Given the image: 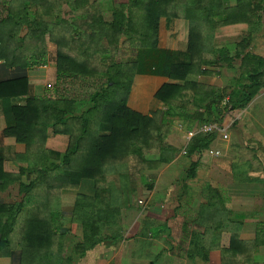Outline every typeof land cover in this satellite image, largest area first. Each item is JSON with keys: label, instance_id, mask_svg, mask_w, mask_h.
<instances>
[{"label": "trees", "instance_id": "obj_1", "mask_svg": "<svg viewBox=\"0 0 264 264\" xmlns=\"http://www.w3.org/2000/svg\"><path fill=\"white\" fill-rule=\"evenodd\" d=\"M86 5L88 0H0V60L6 69L18 72L0 82V101H22L11 105L12 125L3 136L25 147L15 157L20 170L16 175L4 171L0 154V193L18 184L20 197L14 204L0 202V258L19 248V264H69L101 243L102 223L116 212L108 208V196L125 185L132 169H157L176 156L178 150L165 143L175 120L186 130L193 123H221L224 113L243 110L264 88V57L245 52L260 25L257 13L264 11V0H235L231 6L223 0H124L110 8L108 19ZM63 6L74 16L75 29H64ZM162 20L168 27L175 20L188 23L184 51L160 48ZM237 24L247 25L249 32L228 58L213 41L218 28ZM103 42L107 47L99 48ZM50 43L56 47V87L77 81L100 84L85 100L30 95L26 71L47 64ZM121 47L135 52V59L114 60ZM105 52L106 58L100 59ZM234 59L241 61L239 76L218 88L214 76L220 64L230 65ZM142 75L168 80L154 95L160 109L150 115L127 103L135 76ZM49 130L68 137L63 153L45 147ZM214 140V135L192 138L187 154L208 149ZM25 171L29 181L23 184ZM82 180L92 182L93 194L77 195L70 220L79 225L81 240L66 256L64 234L52 226L60 213L57 193L76 190ZM128 196L121 194L126 205L131 204ZM201 196L205 201L193 222L203 229L195 243L204 251L224 243L225 261L237 251L264 246L262 228L253 241L239 239V216L231 220L219 192L209 187Z\"/></svg>", "mask_w": 264, "mask_h": 264}, {"label": "crops", "instance_id": "obj_2", "mask_svg": "<svg viewBox=\"0 0 264 264\" xmlns=\"http://www.w3.org/2000/svg\"><path fill=\"white\" fill-rule=\"evenodd\" d=\"M257 15L260 18V25H264V11H259ZM172 24L177 26L176 37L183 38L180 41L181 44L184 43L183 45L177 43L174 46L176 50L181 51L187 41L188 23L184 20H175ZM226 27L230 30L236 28L238 32L248 31L245 24ZM172 42L169 40L165 48L175 50L172 48ZM55 67L54 58L48 55L47 64L26 71L31 96H38L35 90L40 86L45 87L44 83L50 81L53 85L55 84ZM40 70H50L49 74L43 73L45 78L43 83H39L40 80L36 76ZM17 73L6 69L3 61L0 60V82L13 78ZM148 77L160 86L168 82L165 78ZM152 82L144 84L147 90L150 88L148 85L152 86ZM16 101L11 100L2 105L3 107L1 104L4 102L0 101V154L5 158L4 171L14 175L20 171L15 157L22 154L25 147L18 144L12 137H4L3 132L12 125L11 105L22 102L17 99ZM132 109L135 110V108ZM242 113L243 119L235 125V130H232L234 135L232 139L230 131L229 139L232 144L228 139L222 145V141H218L215 136L214 142L209 147L221 149V156L210 157L204 152H194L191 155L188 154V157H181L180 153H177L168 164L147 172L144 170L146 173L143 171L141 175L143 188L142 197H140L144 199V205L136 207L125 204L126 209H122V213L114 207L116 214L121 213L118 222L113 220L117 225L114 226L112 219L107 224L103 222L100 236L104 240L89 248L82 256L76 257V255L75 260L69 264H264V246L254 249L248 247L246 251H237L235 254H230V257L224 261L222 259L224 243H219L222 247L219 245L210 251H204L200 243H195L198 233L203 229L193 221L197 220L200 204L205 201L201 196L202 192L209 187L219 192L225 200L231 210V220L235 221L234 216H239L237 221L241 223L240 240L253 241L259 228L264 229V88L243 109ZM177 123L181 124L177 125L179 129L174 126L165 143L177 150L182 145L183 150L190 144L186 136L188 130L185 129L183 122L177 121ZM180 126L183 128L180 129ZM196 126L197 124L193 123L191 129ZM67 144L68 137L54 135L49 130L45 142L47 149L63 153ZM52 163L56 162L52 161ZM192 164L194 171L189 177ZM182 172L185 176L177 178ZM176 179L179 184L177 182L175 184ZM20 181L23 184L29 181L27 171L21 176ZM147 181L155 185L150 184L151 188L147 189L144 187ZM8 190L0 193V202L7 204L18 202L20 200L17 192L18 184L11 185ZM135 192L133 189L130 193ZM57 194L56 203L60 213L54 216L52 226L58 233L64 234L65 246L68 248L66 256H69L70 250L81 240L79 225L70 220L75 200L78 194H93V185L91 181L82 180L76 190H60ZM121 194V191L115 192L114 195L108 196L107 201H115L117 198L115 196L121 197ZM158 201H163L164 204L163 202L159 204ZM179 204L182 206L180 209ZM158 205H162L161 210L156 208ZM109 208L112 207L109 206ZM116 227H118L117 231ZM113 237L116 238L113 239ZM19 262V248L13 251L11 256L0 258V264H19Z\"/></svg>", "mask_w": 264, "mask_h": 264}, {"label": "rangeland", "instance_id": "obj_3", "mask_svg": "<svg viewBox=\"0 0 264 264\" xmlns=\"http://www.w3.org/2000/svg\"><path fill=\"white\" fill-rule=\"evenodd\" d=\"M122 1H124V0H88V5H86V8L89 5H93V8L99 10V12L101 13V15L104 19H108V18H110V14H111L110 8L117 6ZM223 3L225 6H231L235 3V0H223ZM61 17H62V19L65 20V23L63 24V26L65 27L64 29H66V30L75 29V26L72 25V24H74V21H75L74 16L69 13L68 8L66 6H63V8H62ZM217 20H219V19H217ZM232 30H230V28H228V27H226V28L221 27V29L218 28L216 31V34H215V39L213 41V46L216 48L224 49V54L228 58H233L234 51L237 47V44H239V42L242 41V39L244 37H246V35L249 32V31H247L245 33L242 31L238 32L236 28L232 29ZM248 30H249V27H248ZM255 30H256L255 37L253 38L250 45H248L245 48L246 49L245 52H249V53L260 55V56L264 57V25H257ZM81 31L83 32L82 33V35H83L85 33V30L82 29ZM257 31H259V32H258V37L256 40ZM172 32H173V34H172ZM176 34H177V26L172 24L171 26L168 27L165 23V20H162L161 25H160V31H159V46H160V48L166 49L165 46L167 45V42L170 40V42L173 41L171 43V45H173L172 48L175 49L174 51H177L174 46L177 45V43L179 45H183L184 43L181 44L180 41L183 40V38H177ZM98 46H99V48L100 47H107L105 42H103L102 44H99ZM94 47L96 48L97 45H94ZM184 50H185V46L183 47V51ZM47 51H48V55H50L51 58L55 57L56 47L54 44H51V43L47 44ZM111 52H112L111 49L107 50V53H111ZM105 56H106V52H105V54L104 53L101 54V56H99V57H100V59H102V57H105ZM135 57H136L135 52H131L129 48L121 47L115 52L114 60L124 61V60H129V59H135ZM240 63H241V61L239 59H234L230 65H228L227 62L221 63L219 75L214 76V80L216 81L215 85L220 89H222L224 87H228V85H230L232 83L233 78L235 77L234 79H236L239 76ZM40 66H42V65H40ZM35 67L37 68L39 66H35ZM43 73L49 74L50 70H48V71L40 70V72L38 74H36L37 78H39V80H40L39 83H43L45 81ZM151 80H153V79H151L148 76H139V77L135 76L133 83H132V87H131L132 93L130 92V95H129L128 101H127L128 106L131 109L135 108V111L137 110V112L144 114V115H150L153 111L160 109V107L158 106L159 105L158 101H156L154 99L155 92L157 91L156 89L160 86V84L155 83L156 81L152 82ZM92 81H94V80H92ZM147 82L153 83L152 86H151V84L148 85V86H150V88L148 90L145 87L146 85L144 86V84H146ZM147 84H149V83H147ZM99 85L100 84L98 83L96 86H99ZM44 86L45 87L40 86V88H37L35 90L36 95H38V97H53L54 95H58V94L62 95L63 94L64 96L73 98L76 101L85 100L87 98V96H89V94L92 93L93 90L96 89V86L94 84L80 82V81L79 82L77 81L75 83L66 82L63 85L62 84L58 85L57 87H56V82L53 85V82L49 81L48 83L47 82L44 83ZM55 88H56V91H55ZM134 91L136 93H133ZM4 104H7V103L4 102L3 104H1V106ZM242 111L243 110L226 112L223 115L222 123L224 122L226 125H230V127H229V138H230V131H231V135H232L231 139L234 138V135L232 134V130H235V125L239 121H241V119H243ZM179 124L180 123H177V121L175 120V122H173L172 126H170V131H172L174 129L173 128L174 126H176V129H179L178 128L179 126H177ZM216 139L218 141H221L218 139L217 136H216ZM229 142L232 144V141L230 139H229ZM221 144L224 145L225 142L222 141ZM179 147H180L178 150L179 152H177V153L178 154L180 153L181 157H188L189 156L188 154L183 155L181 153L182 145H180ZM214 149H218L221 152V149H219V148L214 147ZM151 155L154 156L153 153H151ZM147 158H150L149 155L147 156ZM139 167H142V165L139 164ZM145 171L147 172V170H145ZM145 171H144V173H146ZM142 173H143V170L132 169L130 171V174L127 175L128 178L125 180V185H123V186L119 185V187H122V188L118 187V189H123L124 190L123 192L126 193L127 195H129L128 197L132 198L131 204H130L131 206L134 205L136 207H141L144 205V202H143L144 199L140 198V197H142L141 190L143 188L142 187L143 179L141 177ZM182 175L185 176L184 172L178 174L177 178H179ZM176 182H177V184H179V181L177 179L175 181V184H176ZM150 184H152L151 186H153L154 183H150L149 181H147V184H145L144 187L149 189L148 187ZM175 186L177 188V185H175ZM116 188H117V185H116ZM118 189H117V191L120 192ZM132 189H134V191H136V192L130 193V190H132ZM115 198H116L115 201L114 200H108L107 201L108 208H109V206L112 207V208H109L111 210L118 208L119 212H121L122 209H126V206L124 204L125 203L124 199H122V197H118V196H115ZM139 201L141 202V204L138 203ZM161 202H163V201H158L159 204H161ZM162 204H164V202ZM156 208H159V210H161L162 205H160V206L158 205ZM121 213H119V214H121ZM119 214L114 213V216H111V215L107 216L106 215L105 218L106 219L108 218V221L110 219H112V221L114 220L115 222H118ZM114 221H113V223L115 226V225H117V223H115ZM117 228L118 227L115 228L116 231H117ZM119 229H121V227Z\"/></svg>", "mask_w": 264, "mask_h": 264}, {"label": "built area", "instance_id": "obj_4", "mask_svg": "<svg viewBox=\"0 0 264 264\" xmlns=\"http://www.w3.org/2000/svg\"><path fill=\"white\" fill-rule=\"evenodd\" d=\"M229 126L226 125L224 122L222 123H212V124H204V125H197L191 130H188L186 132V136L188 140L190 141L192 138L198 136V135H214L219 137L221 141H227L229 139ZM182 127L180 126V129ZM207 156L210 157H219L221 156V152L218 149L214 148H208L206 150H203ZM183 155H187L186 148H184L181 152ZM141 204V202H138Z\"/></svg>", "mask_w": 264, "mask_h": 264}]
</instances>
